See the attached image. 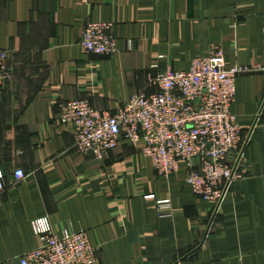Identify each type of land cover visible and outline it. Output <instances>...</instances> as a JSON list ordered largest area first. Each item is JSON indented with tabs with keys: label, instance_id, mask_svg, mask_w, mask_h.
<instances>
[{
	"label": "crops",
	"instance_id": "obj_1",
	"mask_svg": "<svg viewBox=\"0 0 264 264\" xmlns=\"http://www.w3.org/2000/svg\"><path fill=\"white\" fill-rule=\"evenodd\" d=\"M90 22L113 25L114 55L82 51ZM213 46L251 69L232 106L242 178L219 207L193 194L184 162L162 178L140 147L122 142L104 161L76 149L63 103L115 114ZM0 49L13 71L0 96V264L39 246L32 223L44 217L58 233L86 231L99 264H264V0H0ZM17 169L27 177L14 184Z\"/></svg>",
	"mask_w": 264,
	"mask_h": 264
},
{
	"label": "built area",
	"instance_id": "obj_2",
	"mask_svg": "<svg viewBox=\"0 0 264 264\" xmlns=\"http://www.w3.org/2000/svg\"><path fill=\"white\" fill-rule=\"evenodd\" d=\"M112 29V24L87 23L82 51L102 57L114 55L118 41ZM250 71L229 66L221 47L213 46L208 55L194 59L188 71L176 72L169 67L151 78L156 92L134 95L115 114L77 100L61 105L60 120L73 128L76 149L98 161H104L125 142L140 147L142 156L152 161L162 178L177 172L181 162L186 163L187 183L193 194L219 207L233 184L242 178L245 141L232 106L237 77ZM12 79L9 53L0 49V96ZM26 177L17 169L14 184ZM5 179L0 168V195ZM147 199L156 201L159 216L170 214V200H157L154 195ZM32 227L39 246L25 253L20 264H99L86 231L58 233L48 217L33 221Z\"/></svg>",
	"mask_w": 264,
	"mask_h": 264
},
{
	"label": "water",
	"instance_id": "obj_3",
	"mask_svg": "<svg viewBox=\"0 0 264 264\" xmlns=\"http://www.w3.org/2000/svg\"><path fill=\"white\" fill-rule=\"evenodd\" d=\"M197 164H198V163L195 161V162H194V165H197Z\"/></svg>",
	"mask_w": 264,
	"mask_h": 264
}]
</instances>
